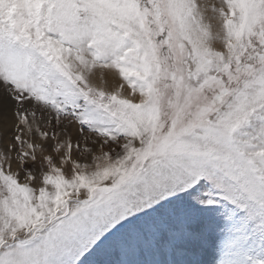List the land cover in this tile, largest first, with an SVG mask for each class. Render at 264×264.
Returning a JSON list of instances; mask_svg holds the SVG:
<instances>
[{
    "label": "snow or ice",
    "instance_id": "snow-or-ice-1",
    "mask_svg": "<svg viewBox=\"0 0 264 264\" xmlns=\"http://www.w3.org/2000/svg\"><path fill=\"white\" fill-rule=\"evenodd\" d=\"M0 264H264V0H0Z\"/></svg>",
    "mask_w": 264,
    "mask_h": 264
}]
</instances>
